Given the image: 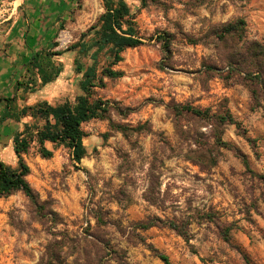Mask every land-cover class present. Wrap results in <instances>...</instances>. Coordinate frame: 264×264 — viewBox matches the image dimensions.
<instances>
[{"label": "rangeland", "instance_id": "rangeland-1", "mask_svg": "<svg viewBox=\"0 0 264 264\" xmlns=\"http://www.w3.org/2000/svg\"><path fill=\"white\" fill-rule=\"evenodd\" d=\"M18 2L0 0V54L20 58L11 79L16 88L17 81L23 83L11 106L73 103L81 93L76 64L90 65L95 47L86 54L68 48L99 37L103 1H56L44 43L33 46L47 54L40 61L55 74L45 84L36 69L23 66L30 55L21 52L26 20ZM125 2L129 24L143 44L120 52L122 59L111 66L122 71L120 77H105L102 87L93 88L91 99L107 101L108 108L81 124L85 156L76 163L69 147L46 142L52 155L42 157L33 142L23 155L27 181L46 202L45 210L52 208L71 233L87 220L93 225L92 213L101 208L111 220L105 236L125 250L124 264H165L159 253L169 264H264V181L257 177L264 174V88L244 71L257 74L247 50L251 43L264 47V0ZM238 17L245 22L243 37L218 39L216 28ZM163 34L171 39L168 51L158 41ZM111 60L102 49L98 70ZM176 104L215 115L228 111L233 122L216 129L199 116L174 115ZM6 122L12 134L25 122L30 132L41 124L29 116ZM217 132L226 146L214 143ZM200 150L218 155V162L202 169L185 157ZM0 160L17 165L12 149L1 148ZM152 170L158 175L157 205L145 198ZM155 217L160 218L155 225L133 228ZM40 220L21 191L0 197V264H38L49 232L64 227ZM169 221L183 226L182 233Z\"/></svg>", "mask_w": 264, "mask_h": 264}, {"label": "trees", "instance_id": "trees-1", "mask_svg": "<svg viewBox=\"0 0 264 264\" xmlns=\"http://www.w3.org/2000/svg\"><path fill=\"white\" fill-rule=\"evenodd\" d=\"M102 1L105 12L100 17V26L97 31L99 37L90 43L83 41L76 42L68 48L69 50H76L79 54H86L92 47H95L90 54V58L92 59L90 65L84 67L82 63L76 64V70L81 74V78L78 81V87L81 93L75 96L74 102L64 101L52 105L43 100L33 105L15 108L11 106V103L15 99L13 96L7 98L1 116V121L7 118L18 120L20 117L29 116L41 122L40 125L36 124L34 126L35 130L33 132L28 131L31 125L25 122L23 124L24 128L21 131H15L12 134V150L17 159L16 166H10L0 160V197L19 190L28 198L42 223L44 221L48 222L52 228H56L58 223L64 225L62 229L49 232L50 236L39 257L38 264H106L109 260H114L116 264L125 263L123 261L125 250L117 245H112L110 239L105 236L106 227H108L111 220L108 216L104 215L101 208L96 209L92 213L94 219L93 225L87 220L86 226L82 227L81 231L71 233L67 229L66 223L62 222V218H60L52 208L45 210L46 202L39 199L38 193L31 187L26 179L29 173V167L23 158V155L28 152L33 142L37 143L38 151L42 157H50L52 151L45 146L46 142H50L53 145L64 144L69 147L72 159L76 163H79L86 154V149L83 144V137L85 134L81 128V124L88 119L103 116V113L108 108L107 101L91 99L93 88L102 87L105 77L111 79L120 77L122 71L111 67L122 59L120 52L125 48L136 47L143 44V38L136 35L133 26L129 24L128 18H132V13L125 0ZM137 1H139L141 5L147 2V0ZM124 24H127V26L124 27ZM93 28L94 26H90L88 31ZM244 28L245 22L243 18L238 17L221 24L216 28L215 33L220 40H225L227 37L241 39L244 34ZM158 41L161 42L162 48L165 51L170 49L171 39L168 34L158 36ZM104 48H107L112 60L109 65L103 66L98 70L97 55ZM247 51L249 52V56L257 74L251 76V71L247 69H244V71L249 73V80L252 81L251 83H256L264 88V47L260 48L259 44L251 43ZM59 53L60 52H53V54ZM46 55L47 54L43 53L42 48L36 50L29 56L27 62L23 65L26 67L27 71H29V67L36 69L35 74H38L41 84L51 81L55 75L52 72H48L42 66L40 58ZM207 68L210 69L211 66ZM33 81H36L35 78ZM22 84V82L17 81V88H20ZM29 89L33 90L34 88L30 86ZM172 109L176 116L188 113L209 120L216 129H219L220 125L223 123L233 122V118L228 111L215 115V113H211L208 108H196L188 104H176ZM214 143L218 146L227 145V143L221 139V132L215 134ZM185 157L197 163L202 169H208L218 162V155L205 150H200V152L196 151L194 154L186 155ZM242 161L244 165L248 167L246 158H243ZM257 177L264 181V174L258 175ZM157 184L158 175L152 170V184H150L146 190L145 198L156 205L159 201L158 192L155 191ZM106 212L107 211H105V213ZM159 219L160 218L155 217L154 219L146 218L140 220L134 223L133 228L145 230L155 225L154 220L158 221ZM168 225L170 228L182 233L183 226L180 227L175 221H169ZM134 236L137 237L138 240L144 241L142 235L136 233ZM158 255L165 264H169L167 255L161 253Z\"/></svg>", "mask_w": 264, "mask_h": 264}, {"label": "crops", "instance_id": "crops-1", "mask_svg": "<svg viewBox=\"0 0 264 264\" xmlns=\"http://www.w3.org/2000/svg\"><path fill=\"white\" fill-rule=\"evenodd\" d=\"M56 1L19 0L17 10L23 16L25 15L26 20V36L21 41V44L24 46L21 52L25 56H29L36 51L37 48H34V45H42L44 43L46 38L43 34H47L52 27L48 18L54 13L53 6L56 5ZM15 56L17 55L13 54L12 57H4V55L0 54V149H12V133L7 130V119L1 121V116L7 98L16 96L19 93V89L14 87L11 79L18 68V62H20V58H15ZM16 59H18L17 63Z\"/></svg>", "mask_w": 264, "mask_h": 264}]
</instances>
